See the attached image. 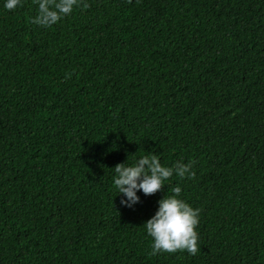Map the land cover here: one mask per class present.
I'll return each mask as SVG.
<instances>
[{
  "label": "trees",
  "instance_id": "16d2710c",
  "mask_svg": "<svg viewBox=\"0 0 264 264\" xmlns=\"http://www.w3.org/2000/svg\"><path fill=\"white\" fill-rule=\"evenodd\" d=\"M85 2L42 27L0 0V264H264V0ZM147 153L195 178L123 207ZM176 186L199 251L150 256Z\"/></svg>",
  "mask_w": 264,
  "mask_h": 264
},
{
  "label": "clouds",
  "instance_id": "9594fccd",
  "mask_svg": "<svg viewBox=\"0 0 264 264\" xmlns=\"http://www.w3.org/2000/svg\"><path fill=\"white\" fill-rule=\"evenodd\" d=\"M38 15L30 18V22L42 27H51L62 18L71 15L74 7L87 9L90 7L85 0H37ZM5 8L14 11L21 5V0H6ZM67 78V77H66ZM128 161V160H127ZM121 163L113 169L116 173L114 185L118 189L123 207L132 208L140 203L137 192L142 191L145 196H153L165 187V181L174 174L181 179L195 178L192 163L184 164L177 161L172 167L162 166L159 156L147 153L134 164ZM172 196H165L158 201L159 207L156 214L143 226L147 235L152 238L150 256L160 253H176L187 251L196 255L198 248V233L200 209H193L188 203L180 199L181 187L171 189Z\"/></svg>",
  "mask_w": 264,
  "mask_h": 264
}]
</instances>
